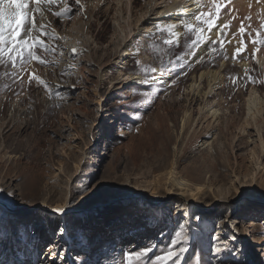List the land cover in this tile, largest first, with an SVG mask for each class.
Returning <instances> with one entry per match:
<instances>
[{"label": "rangeland", "instance_id": "1", "mask_svg": "<svg viewBox=\"0 0 264 264\" xmlns=\"http://www.w3.org/2000/svg\"><path fill=\"white\" fill-rule=\"evenodd\" d=\"M164 1L42 4L35 23L49 35L34 34L55 46L44 57L47 64L32 61L19 80L5 74L10 64L0 66V264H125L123 252L145 246L152 252L135 264H151L174 241H180L177 249L189 248L181 264H207L215 255L209 252L213 236L238 249L241 264H264V201L250 198L264 187V61L258 63L264 45L251 42L257 32L264 36V0H250L245 9L226 0L221 16L228 42L223 50L218 42L220 55L212 56L207 44L191 55L194 36L185 35L184 26L178 43H164L173 37L149 13H158ZM200 2L206 11L210 0ZM65 8L70 11L54 14ZM241 38L245 51L233 60ZM70 39H76L75 55L68 54ZM125 45L123 66L117 67ZM216 70L221 85L208 93L207 78L199 77ZM30 74L60 96L29 80ZM251 89L259 96L260 115L247 109ZM188 114L194 131L183 130ZM174 161L177 177L191 190L198 183L197 192L172 191L166 184ZM238 186L245 195L233 202ZM107 192L112 199L100 206L80 207ZM65 203L63 214L54 211ZM42 207L55 213L41 217ZM219 210L223 219L214 214ZM50 245L58 255H48ZM227 251L217 261L230 259Z\"/></svg>", "mask_w": 264, "mask_h": 264}, {"label": "snow or ice", "instance_id": "2", "mask_svg": "<svg viewBox=\"0 0 264 264\" xmlns=\"http://www.w3.org/2000/svg\"><path fill=\"white\" fill-rule=\"evenodd\" d=\"M58 3V0H0V66L7 68L10 64L12 71L10 73H5L6 75H11L14 79L19 80V75L27 69V66L32 62H38L41 65H46L47 61L45 60V55L54 52L55 46L50 45L41 39L40 36L35 35L34 33L39 31L41 36H48L49 33L45 29L44 24H40L37 28L35 23L34 14L43 15L41 10V5L52 6ZM77 5L80 4V0H75ZM30 5H32L30 7ZM226 0H210L207 10H198L194 14V20L196 24L186 23L184 24L185 35L191 33L194 36V39L191 40V43L188 45L189 48L193 49L191 55H195V48L205 45H208L207 55L212 56L220 55V52L215 47L219 42V49L223 50L225 43L228 42L225 40L227 32L225 31L228 27L227 24H221L220 18L222 15V9H225ZM230 11V9H226ZM70 11V9H62L59 12L54 14L59 17L63 13ZM177 26L175 24L169 25L167 27V32L170 37H175L177 39H166L164 43L166 45H173L178 43L179 32L175 31ZM261 28H264V24H261ZM216 30L215 35L216 39L212 38L213 30ZM239 32L244 34L245 28L242 25L239 29ZM253 45H264V36H261L260 32L256 33L255 38L252 39ZM240 47L235 49L233 53V60L237 58V54L245 51L243 44V39L241 38ZM255 50L252 52L253 59L255 58ZM73 55H75V49H73ZM204 59L203 56L200 57V61ZM224 59H228L227 55L224 56ZM199 62V61H198ZM136 64H139L140 61H135ZM155 71V69H153ZM35 79L39 84L44 85L51 95L60 96V92L57 91L52 86L48 85L46 81L42 80L39 76L29 75V80ZM250 82L255 83V78L251 75L248 76ZM22 83L23 81L20 80ZM144 83H148L147 80ZM241 187L238 186L236 193L234 194L233 202L236 201L237 197H241L245 194L241 193ZM9 196H14V193H8ZM252 195L260 197L264 201V187L260 188L258 191L252 193ZM2 211V209H0ZM55 212L63 214L65 209L58 208L54 209ZM215 216L219 219H223L224 211L219 210L215 211ZM3 217L0 216V221ZM219 227V225H217ZM56 231L63 232V228H57ZM176 236H181V233L177 232ZM183 239L186 241L187 236L185 235ZM212 240L214 243L211 244L209 252L215 253V255H210V259L207 264H241V261L237 259L240 255L238 249L229 250V245L227 240L213 236ZM218 241V243H216ZM177 244H180V241H174L173 245L170 246L162 255H156L151 259V264H181V256L189 251L187 246L176 247ZM54 246H49L48 255H58V253L53 252ZM226 250L227 255L230 257L228 260H219L218 257L221 253H224ZM152 252L151 247H143L139 250L136 248H131L127 252H123L122 256L125 261V264H135L137 261H141L143 258H148L149 253ZM201 264H204L201 261Z\"/></svg>", "mask_w": 264, "mask_h": 264}, {"label": "bare ground", "instance_id": "3", "mask_svg": "<svg viewBox=\"0 0 264 264\" xmlns=\"http://www.w3.org/2000/svg\"><path fill=\"white\" fill-rule=\"evenodd\" d=\"M231 2L234 4V5H236V7L238 6V7H246L245 5H249V3H250V0H231ZM254 4V3H253ZM252 4V5H253ZM130 5V4H129ZM202 4H201V2H200V0H165L164 1V3L161 5V9L159 10V12L158 13H155L154 11H155V8H150V10H149V13H151V14H153L152 16H154L155 17V19H153V20H156L157 22H159V23H161L162 25H164V27L163 28H167L169 25H172V24H175L177 27L175 28V31L176 32H179L181 35L179 36V38H178V40L180 41V38H181V36H182V26H184V24H186V23H193L194 25H195V20H194V14L198 11V10H201L202 8ZM252 7V6H251ZM256 7V6H255ZM256 8H258V7H256ZM245 9V8H244ZM246 10H247V8H246ZM222 17V16H221ZM224 17V16H223ZM221 18L220 19V23L222 24L224 21H225V17L224 18ZM125 21V20H124ZM147 21H145L144 19L142 20V23H144V24H140V26H142L141 28H139V33L141 32V31H143L144 29H145V23H146ZM152 23V22H151ZM124 24H125V22H124ZM129 23H127L126 25H128ZM149 24V23H148ZM147 24V25H148ZM129 26V25H128ZM119 27H120V25H119ZM126 26H124V28H125ZM147 27V26H146ZM131 28V27H130ZM151 28V27H150ZM122 29V28H121ZM127 31H128V35H130L131 34V30L127 27ZM215 32H216V30L214 29L213 30V33L211 34L212 35V37H214L215 36ZM125 33V32H124ZM132 35V34H131ZM124 36V35H123ZM125 37H127V36H125ZM125 37H123L124 39H125ZM73 38H75V37H73ZM173 39H177V38H175V37H173ZM69 42H68V45H70V49H69V53L68 54H70L72 51H73V46H72V44H75V41H76V39H70V40H68ZM231 43V42H230ZM232 43H235L237 46H238V43H237V41L234 39V41H232ZM235 44H233V45H235ZM206 45V44H205ZM205 45H203L202 47H200L199 49H198V51H197V53H201L202 51H203V48H204V46ZM69 47V46H68ZM126 45L124 46V51L122 52V54L120 55V58H119V60H117L116 62H115V64L117 65V67L119 66V65H122V63L121 62H123V60H124V57H125V52H126ZM140 51V50H139ZM259 50H257V52H258ZM261 54V53H260ZM259 55V54H258ZM121 57H122V59H121ZM258 60H259V62L258 63H262L263 61H264V55L262 56V54L259 56V58H258ZM224 65V64H223ZM123 66V65H122ZM221 66H222V64H221ZM220 66V67H221ZM261 66V65H260ZM122 68V67H121ZM120 73V72H119ZM118 73V74H119ZM200 75V74H199ZM123 76V75H122ZM127 78V77H126ZM200 80L202 79V78H207V80H205L206 82L208 81V93H210V92H212L217 86H218V84H220L221 82H222V80H221V78L223 79V77L220 75V71H218V70H216V71H207V72H202L201 73V75H200ZM120 79V78H119ZM122 79V78H121ZM129 79V78H128ZM159 79H163V78H159ZM193 79V78H192ZM200 80H198V82L200 81ZM195 81V80H194ZM201 84H199V85H197L196 86V90H198V88H200L199 86H200ZM221 85V84H220ZM219 87V86H218ZM192 90V89H191ZM193 92H194V88H193ZM198 92V91H197ZM195 93V92H194ZM249 94H248V97H247V100H246V102H247V109H248V111L249 112H251L252 110H254L253 112H256V114L257 115H260V112L257 110V104H259V96L257 95V93H256V91H254V90H250L249 92H248ZM197 95V94H196ZM205 95V94H204ZM186 102V101H185ZM189 103V102H188ZM188 105V104H187ZM186 105V106H187ZM204 107V106H203ZM206 107V106H205ZM188 109V108H187ZM203 109V108H202ZM209 110V109H208ZM191 111V110H190ZM200 111V110H199ZM205 111V110H204ZM207 112V111H206ZM190 113H192V112H190ZM205 114V113H204ZM215 114H216V112H212L210 115H211V117H215ZM256 114H254L253 113V115H252V119H253V122L255 121V119L254 118H256L257 117V115ZM262 115V114H261ZM185 116V115H184ZM192 117V116H191ZM191 117H190V115L188 114V115H186L185 116V118L183 119V130L185 131V130H191L192 128H193V126H194V124H195V122L191 119ZM259 117V116H258ZM251 118V117H250ZM249 118V119H250ZM260 118V117H259ZM251 119V120H252ZM182 120V119H181ZM195 120V119H194ZM196 121V120H195ZM216 121V120H215ZM245 121V120H244ZM259 121V120H258ZM257 121V122H258ZM182 122V121H181ZM156 123V122H155ZM246 123V122H245ZM256 123V122H255ZM258 124V123H257ZM182 125V124H181ZM206 125V124H205ZM250 125V124H249ZM256 125V124H255ZM248 126V125H247ZM251 126V125H250ZM257 126V125H256ZM255 126V127H256ZM195 127V126H194ZM210 127V126H209ZM245 127V126H244ZM187 128V129H186ZM212 128V127H211ZM250 128V127H249ZM252 128V127H251ZM164 130V129H163ZM193 131H194V128H193ZM191 132V131H190ZM200 132V131H199ZM232 132V131H231ZM181 133V132H180ZM187 133V132H186ZM196 133V132H195ZM241 133L242 134H244L245 133V131H244V128H243V131H242V129H241ZM170 134V133H169ZM190 134V133H189ZM192 134V133H191ZM199 134V133H198ZM194 135V134H193ZM200 135V134H199ZM227 135V134H226ZM179 137V136H178ZM184 137V136H183ZM191 137V136H190ZM176 139V138H175ZM179 139V138H178ZM184 139V138H183ZM188 139V138H187ZM197 139H199V138H197ZM177 141V140H176ZM192 141V140H191ZM195 142V141H194ZM176 143V142H175ZM181 143V142H180ZM184 143V142H183ZM182 143V144H183ZM181 144V145H182ZM188 144V143H187ZM193 144V143H192ZM149 145H150V143H149ZM183 146H185L184 144H183ZM178 147V146H177ZM189 147H190V145H189ZM182 148V147H181ZM262 149L264 148V142L262 143V147H261ZM184 149V148H183ZM185 149H186V146H185ZM160 150V149H159ZM158 151V150H157ZM180 151V150H179ZM183 151V150H182ZM177 152V151H176ZM181 152V151H180ZM161 153V152H160ZM179 153V152H178ZM151 154V153H150ZM158 154V153H157ZM181 154V153H180ZM151 155H153V154H151ZM155 155V154H154ZM161 155H162V153H161ZM161 155H160V157H161ZM182 155V154H181ZM180 156V155H179ZM159 157V156H158ZM162 158V157H161ZM181 158V157H180ZM157 160V159H156ZM163 161H165L164 159H162ZM177 161V160H176ZM241 161V160H240ZM160 162V161H159ZM168 163V162H167ZM172 163V162H171ZM162 164H163V162H162ZM153 167V166H152ZM155 167V166H154ZM157 167V166H156ZM175 167H176V162L174 161L173 162V164L171 165V167H170V170L166 173V184L170 187V189L172 190V191H176V192H181V193H183V191H184V194L185 193H188V192H192L193 191V193L194 192H197L199 189H200V185L198 184V183H196V182H194V184H192L191 183V185H192V187H194V189L193 190H191V188H190V186H188V181H184V179H179L178 177H177V174H176V170H175ZM263 171H264V168H263ZM254 173V172H253ZM255 175V174H254ZM258 175H259V177H258ZM260 178V171H259V173H257V175H255L254 176V180L255 181H258V179ZM206 181V180H205ZM188 183V184H187ZM256 184V183H255ZM157 185H159V183L157 184ZM258 185V184H257ZM158 187V186H157ZM159 188V187H158ZM162 188V187H161ZM156 190V189H155ZM115 192H118V195H121L122 194V190H116ZM154 190H153V192H152V194H151V196H155V194H154ZM252 193H254V191H252L251 192V194H250V198H252V200H257L258 198H260V197H257V196H254V195H252ZM195 195V194H194ZM106 197V198H105ZM112 197V192H110V193H106L103 197H102V195L101 196H98V197H95V198H93V199H90L89 201H86V202H83L82 204H80V207H83V208H85V209H87V208H90V206H100V203H103V202H105L106 200H108V199H112L111 198ZM97 201V202H96ZM94 204V205H93ZM68 208H69V205L68 204H66L65 203V211H67L68 210ZM40 209V215L39 216H44V213H55V212H53V211H49V212H47V209H45V208H39ZM64 209V208H63ZM20 212H23V211H20ZM20 215L21 214H23V213H19Z\"/></svg>", "mask_w": 264, "mask_h": 264}]
</instances>
